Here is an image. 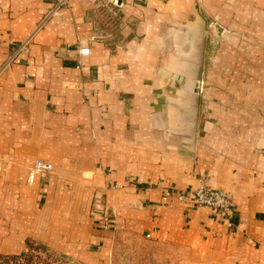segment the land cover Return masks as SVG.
I'll return each instance as SVG.
<instances>
[{
  "label": "crops",
  "instance_id": "1",
  "mask_svg": "<svg viewBox=\"0 0 264 264\" xmlns=\"http://www.w3.org/2000/svg\"><path fill=\"white\" fill-rule=\"evenodd\" d=\"M115 1L70 0L41 26L55 0H0V68L33 35L0 73V253L32 237L84 264H115V243L133 236L195 262L264 264V76L252 79L258 92L246 77H209L226 92L199 108L194 150L165 143L152 125L163 96L152 89L168 86L171 68L153 37L172 17L193 20L195 1ZM197 1L219 33L235 20L250 33L256 15L264 39V0ZM255 50L239 59L227 47L209 68L264 70V41ZM38 159L53 170L32 174ZM202 179L231 195L232 225L178 199Z\"/></svg>",
  "mask_w": 264,
  "mask_h": 264
},
{
  "label": "rangeland",
  "instance_id": "2",
  "mask_svg": "<svg viewBox=\"0 0 264 264\" xmlns=\"http://www.w3.org/2000/svg\"><path fill=\"white\" fill-rule=\"evenodd\" d=\"M192 2H194L193 9L198 12L197 14L201 19L200 24L206 29L199 108L202 107L205 111L211 110L215 106V98L219 94L226 92L225 86H221L220 84L214 86L209 85V77L216 78V80L223 76L225 77V75L230 76L231 74L239 79L246 77L250 80V91L258 92V86L254 84L252 79L264 76V70L259 68L256 62H251L249 67L244 68L242 66H236L234 69L209 68L211 65L215 66V64H218L220 66L221 63L223 64V62H220L219 54L227 47L238 51L239 59H241L242 48L247 45L251 58L258 56L255 47H259L264 39L258 35L261 22L258 21L256 15L253 17L254 22L250 21L248 24L250 33L245 31V28L241 29L242 23L240 20H235V23L228 25L227 31L222 34L219 33L220 28L216 25L217 20L211 16L209 17L208 12L200 8L197 0H192ZM235 24H237V27L234 26ZM32 42L33 39L31 38L28 46L22 52H27ZM240 90L241 88H238V91ZM29 242L34 244V247L43 245L44 248L39 249L37 247L36 249L30 250L28 246ZM23 251L28 252L26 258H21V260L17 261L12 260L9 264H84L74 255L32 237L26 239V246L22 251L10 254L0 253V255H15ZM114 252L113 254H116L115 264H206L205 262H195L186 252L183 253L176 248L157 245L146 240H139L133 236L119 238L115 243ZM0 264H7V262L3 258H0Z\"/></svg>",
  "mask_w": 264,
  "mask_h": 264
},
{
  "label": "water",
  "instance_id": "3",
  "mask_svg": "<svg viewBox=\"0 0 264 264\" xmlns=\"http://www.w3.org/2000/svg\"><path fill=\"white\" fill-rule=\"evenodd\" d=\"M117 6L123 0H116ZM193 20L172 17L153 37L152 49L169 59L167 87H154L163 96L161 110L152 117V125L163 132L165 143L173 139L189 151L195 148L200 106L206 29L197 12ZM220 30L221 27L219 26Z\"/></svg>",
  "mask_w": 264,
  "mask_h": 264
},
{
  "label": "built area",
  "instance_id": "4",
  "mask_svg": "<svg viewBox=\"0 0 264 264\" xmlns=\"http://www.w3.org/2000/svg\"><path fill=\"white\" fill-rule=\"evenodd\" d=\"M70 0H55V8L52 12L45 18L41 26L46 22L49 17L57 12L60 8L66 5ZM40 26V27H41ZM37 30H39V28ZM33 36V35H32ZM31 36V37H32ZM31 37L27 38L20 44H18L14 51L11 54V58L0 68V73L9 65V63L13 60V58L24 51L28 46ZM90 49L88 47H83L80 49V54L86 55L88 54ZM54 165L50 162H46L42 159H38L35 162V165L32 169L33 172L40 171H52ZM128 182H126L127 184ZM172 192L171 189L166 190V194L170 195ZM190 198H193L195 204L200 206H209L217 210L221 215L227 217L229 219V225H232L233 219L236 215V206L235 203L229 194L224 189H216L209 186L208 181L206 179H202L200 184L193 190H182L178 194V199L181 202H187ZM105 228H108L111 224V217L109 215L105 216Z\"/></svg>",
  "mask_w": 264,
  "mask_h": 264
},
{
  "label": "trees",
  "instance_id": "5",
  "mask_svg": "<svg viewBox=\"0 0 264 264\" xmlns=\"http://www.w3.org/2000/svg\"><path fill=\"white\" fill-rule=\"evenodd\" d=\"M28 246H29L30 250L36 249L37 247L39 249L40 248H44L43 245H39V246L34 247L35 245L30 243V242H29ZM27 253L28 252L23 251L20 254H15V255H4V256L0 255V258H3L4 260H6L7 264H9V262L12 261V260L17 261V260H21V258H26L28 256Z\"/></svg>",
  "mask_w": 264,
  "mask_h": 264
}]
</instances>
